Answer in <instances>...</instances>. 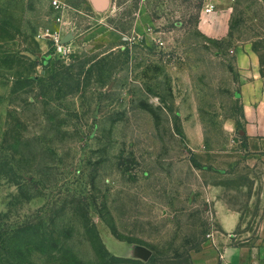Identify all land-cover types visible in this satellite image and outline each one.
Returning a JSON list of instances; mask_svg holds the SVG:
<instances>
[{"label": "rangeland", "instance_id": "obj_1", "mask_svg": "<svg viewBox=\"0 0 264 264\" xmlns=\"http://www.w3.org/2000/svg\"><path fill=\"white\" fill-rule=\"evenodd\" d=\"M246 46L264 63V0H0V245L28 227L21 264H213L226 212L255 239Z\"/></svg>", "mask_w": 264, "mask_h": 264}, {"label": "crops", "instance_id": "obj_2", "mask_svg": "<svg viewBox=\"0 0 264 264\" xmlns=\"http://www.w3.org/2000/svg\"><path fill=\"white\" fill-rule=\"evenodd\" d=\"M233 52L242 79L238 97L248 120L246 136L264 138V63L261 54L250 46ZM222 215L221 227L224 233L229 234V238L225 235V239H216L217 259L213 264H264V220L255 239H246L234 245L229 241L235 239L234 232L240 225V218L233 212Z\"/></svg>", "mask_w": 264, "mask_h": 264}, {"label": "trees", "instance_id": "obj_3", "mask_svg": "<svg viewBox=\"0 0 264 264\" xmlns=\"http://www.w3.org/2000/svg\"><path fill=\"white\" fill-rule=\"evenodd\" d=\"M202 4V3H201ZM200 4V5H201ZM200 7H202V5L200 6ZM21 230V232L22 233H24V234H26V236L24 237V238H10V239H7V240H4L2 243H1V245H0V248L1 249H9V252H7V253H9L10 254V257H12V258H16L17 259V261H18V264H21L23 261H25L24 259H23V256L21 255V252H20V248L21 247H23V242H25L27 239H28V237H33V235H27L28 234V232H29V229H28V227L26 228V227H23V228H21L20 229ZM36 237V238H35ZM11 239H13V240H11ZM34 239L35 240H41V242L45 245L46 243V241L47 240H45L44 238H42V237H38V236H34ZM24 240V241H23ZM22 241V242H21ZM25 247V246H24ZM13 249V250H12ZM65 251L64 250H62V253H64ZM70 255H72V257H73V259H74V261L77 263V262H79V260L77 259V258H75V255H73V253H69ZM5 261V260H4ZM3 260H1L0 259V264H6V261L4 262ZM81 263V262H80Z\"/></svg>", "mask_w": 264, "mask_h": 264}, {"label": "built area", "instance_id": "obj_4", "mask_svg": "<svg viewBox=\"0 0 264 264\" xmlns=\"http://www.w3.org/2000/svg\"><path fill=\"white\" fill-rule=\"evenodd\" d=\"M215 6L210 4L208 5L204 13L205 14H210L214 11ZM52 46H53V52L55 55H58L59 57L62 58H68L72 55L73 49L72 46L68 43H65V40L60 37V35L54 36L52 39Z\"/></svg>", "mask_w": 264, "mask_h": 264}, {"label": "water", "instance_id": "obj_5", "mask_svg": "<svg viewBox=\"0 0 264 264\" xmlns=\"http://www.w3.org/2000/svg\"><path fill=\"white\" fill-rule=\"evenodd\" d=\"M69 42V39L65 40V43H68Z\"/></svg>", "mask_w": 264, "mask_h": 264}]
</instances>
